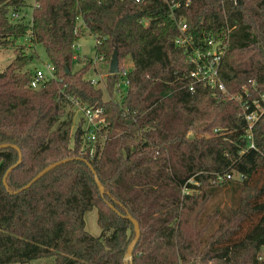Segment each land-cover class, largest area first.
I'll list each match as a JSON object with an SVG mask.
<instances>
[{
    "label": "trees",
    "instance_id": "1",
    "mask_svg": "<svg viewBox=\"0 0 264 264\" xmlns=\"http://www.w3.org/2000/svg\"><path fill=\"white\" fill-rule=\"evenodd\" d=\"M172 1L182 7L172 10ZM187 1L41 0L31 23H13L9 13H22L26 0H0V48L29 37L55 68L54 79L32 89L35 55L21 46L0 73V146H10L0 150V264H126L135 238L127 215L141 230L133 264H264V183L256 177L264 172V114L252 149L243 106L231 98L251 104L264 93V0H191L185 7ZM179 18L196 46L228 23L219 69L225 93L191 78L194 67L174 44ZM86 30L96 37L98 57L109 62L117 50L120 64L132 63L125 77L107 78L108 99L86 78L91 60L73 68ZM121 79L127 92L117 99ZM71 99L103 109L109 123L93 160L79 153ZM13 146L22 163L10 172L7 191L6 173L19 162ZM225 189L233 207L211 211ZM94 209L100 237L86 230Z\"/></svg>",
    "mask_w": 264,
    "mask_h": 264
},
{
    "label": "built area",
    "instance_id": "2",
    "mask_svg": "<svg viewBox=\"0 0 264 264\" xmlns=\"http://www.w3.org/2000/svg\"><path fill=\"white\" fill-rule=\"evenodd\" d=\"M39 1L41 0H35L33 9L38 6ZM135 2L140 3L141 0H135ZM190 3L191 0H188L184 6L189 7ZM181 7V3L174 1L171 2L172 10L175 11ZM8 18L10 22L17 23L24 18L26 19V16L23 13L11 11ZM26 20L31 23L32 17ZM178 29L179 35L175 39L174 44L176 47L184 50L187 56V62L194 67L191 72V78H193L194 82L197 84H202L208 88L217 89L218 91L225 93L226 89L220 80L219 69L230 40L231 30L228 27V23L220 36L210 35L204 37L203 41L198 46L195 45L193 35L189 34L188 25L183 18L178 19ZM26 39L27 41H30L29 37ZM76 48L77 44L75 45V51ZM76 57L79 58V56L76 55L74 59H76ZM98 59L99 62L105 61L104 57H99ZM120 72L125 77L128 70L124 69ZM54 77L55 68L51 63L46 65L45 70L35 69L31 82V88L37 90L41 88L43 83L54 79ZM92 83L94 85L97 84L94 81H92ZM193 88L194 86L191 87V90H193ZM258 97L259 98L257 99H253L251 104H249V101L242 102V98L240 96H231L232 99L241 102L243 106L244 118L248 125L247 136L248 139L251 140L250 148L252 149L255 148L252 141L253 128L264 114V93L259 94ZM70 102L72 103L74 109V122L75 117L78 118V115H80V120L76 122V130L73 132V134H76L79 129L81 130L79 136V153L82 157H87L90 160H93L100 155L103 145L107 141L105 130L108 128L109 123L105 117L103 109L89 107L74 99H71ZM71 144L72 146L76 144L75 136H72ZM231 178V175L227 176V179ZM242 179L243 177L239 176V180Z\"/></svg>",
    "mask_w": 264,
    "mask_h": 264
},
{
    "label": "rangeland",
    "instance_id": "3",
    "mask_svg": "<svg viewBox=\"0 0 264 264\" xmlns=\"http://www.w3.org/2000/svg\"><path fill=\"white\" fill-rule=\"evenodd\" d=\"M35 4V0H26V7L23 10V14L26 16V19H30L32 17L33 7ZM81 26V23H79ZM97 40L96 37L91 35L87 30L84 32L83 37L78 41L76 53L80 57V60L76 57L73 61L74 71L79 70L83 67L84 59L91 60L93 62V67L90 69L89 73L86 75V78L96 82V87L104 91L105 99H108V95L105 92L107 78L110 76L109 67L110 61L99 62V57L97 55L96 50ZM21 46L23 47V51L27 54L34 53L35 59L33 63L29 65V69H41L45 70L46 65L49 63L46 52L42 46H33L30 41L27 39H20L15 47L11 48H0V73L5 71V69L13 62L16 58L17 52L21 51ZM83 60V63H82ZM125 69L130 71L132 69V63L129 59H125L120 64V70ZM127 80L121 79L119 81V89L121 93L116 95L117 99H120V96L125 95L127 92ZM80 120V115L78 118L75 117V122L73 126V132L76 130V122ZM257 178H261V182L264 183V172L262 175H257ZM235 179H239V176L234 177ZM232 193L225 189L219 192L214 199V201L210 204V210L215 211L217 208L222 210L223 212L229 211L234 205L235 198L231 195ZM86 222V230L93 237H100L102 234L101 228L98 224V211L96 209L89 211L85 216ZM249 225L246 226V229ZM50 261L37 260L33 261L30 264H48ZM52 262V261H51Z\"/></svg>",
    "mask_w": 264,
    "mask_h": 264
},
{
    "label": "water",
    "instance_id": "4",
    "mask_svg": "<svg viewBox=\"0 0 264 264\" xmlns=\"http://www.w3.org/2000/svg\"><path fill=\"white\" fill-rule=\"evenodd\" d=\"M119 73H120L119 53H118L117 50H115L114 53L112 54V57H111V60H110L109 74L110 75H117ZM9 147H10L9 145H2V146H0V150L1 149H7ZM13 148L16 149L19 152V162L17 163V165H15L11 169H9V171L6 173V176L4 178L3 183H4V186L7 189V191H10L9 187H8V184H7V178L9 176L10 172H12L14 169H16L22 163V155H21L20 150L17 147H14V146H13ZM83 161L85 163H87L89 165L90 169L92 170V172L94 174V177H95V182H96L97 186L99 187L101 194L103 195L104 194V187L102 186L99 178L97 177L94 168L92 167L91 164L88 163V161H86V160H83ZM66 162H68V161L67 160L66 161H60V162L54 163V164L46 167L29 184H27L23 189H21L18 192H15L14 194H18L20 192H23V191H26V190L30 189L36 182H38L40 179H42L46 174H48L49 172H51L52 170H54L55 168H57L58 166L66 163ZM126 217L134 226L135 238L130 243V245L128 247V250H127V253H126L125 257H124V260H125L126 264H133V262H132L133 251H134L135 246L137 245V243H138V241H139V239L141 237V230H140L139 223L133 217H131L130 215H127Z\"/></svg>",
    "mask_w": 264,
    "mask_h": 264
}]
</instances>
